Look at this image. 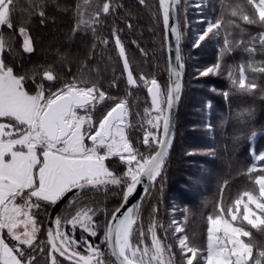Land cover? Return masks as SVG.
Wrapping results in <instances>:
<instances>
[{
	"label": "snow or ice",
	"instance_id": "obj_1",
	"mask_svg": "<svg viewBox=\"0 0 264 264\" xmlns=\"http://www.w3.org/2000/svg\"><path fill=\"white\" fill-rule=\"evenodd\" d=\"M139 3L144 5L145 0H139ZM180 3L181 0H158L164 31L175 36V59L182 69L179 54L182 33L178 25H170ZM249 6L254 13L247 11ZM80 7L77 5L80 17L77 29L84 25L93 33L101 16L106 17L115 11L111 3L104 2L88 21L82 18ZM12 12L13 0H0V26L14 28ZM39 16L43 23L44 12L41 11ZM226 25L239 29L241 34L245 31L244 25L264 27V0H246V4H225L221 0L220 15L207 22V28L194 45L199 46L209 34L219 40L223 28L221 55L200 75H221L224 55L236 47H243L249 56L247 63L228 66L225 70L233 88L252 93L257 83L255 76L249 79L248 72L264 74V61L257 64L254 60L257 42L259 52L264 53V31L251 36L247 42L241 39L233 43ZM128 27L132 25L128 24ZM18 31L24 37L23 51L32 53L33 40L28 29L20 26ZM112 36L123 61L127 84L136 87L137 79L117 29H113ZM6 43L0 34V264H34L29 250L36 247L40 231L36 216L42 204L56 205L69 194L78 199L87 190H99L109 185L124 189L123 203L106 221L100 244L94 245L89 239L98 234L94 220L96 209L81 208L64 221L57 216L53 221L55 227L47 230L50 264H61L58 257L68 264H104L101 245L107 246L115 264H177L173 246H166L157 234V228L163 226L153 220L148 227L151 243H145V233L138 222V205L125 206L139 185L145 181L154 183L162 175L172 143L171 113L179 99L180 71H175L176 80L172 81L173 86L168 88L166 97L156 79L149 81L144 76L139 77L151 98V109L144 110L148 127L143 129L142 143L150 152L154 148L155 151L146 155L134 147L129 137L132 124L128 119L127 99L116 101L96 84H83L75 77L56 87L58 77L51 68L42 74L35 69L31 75H21L5 62ZM102 43L107 45L108 40ZM47 82L53 83L45 87ZM112 86L116 87L115 81ZM222 94L225 99L229 96V92ZM109 100L116 102L99 119H94L97 106ZM111 157H118L126 165L122 177L110 171L105 163ZM256 159L264 161V154ZM245 175L247 184L234 194L228 182L220 187L214 213L207 216L206 244L203 247L191 245L188 236L183 235L182 223L172 220L170 228L179 250L180 264H264V239H258L264 238V168L253 165L248 167ZM226 192L229 193L227 200ZM66 225L71 226L70 230L65 228ZM78 228L79 239L76 238ZM138 229L140 240L134 244L133 236ZM81 248L84 252L79 250ZM39 250L44 252L45 248Z\"/></svg>",
	"mask_w": 264,
	"mask_h": 264
},
{
	"label": "trees",
	"instance_id": "obj_2",
	"mask_svg": "<svg viewBox=\"0 0 264 264\" xmlns=\"http://www.w3.org/2000/svg\"><path fill=\"white\" fill-rule=\"evenodd\" d=\"M104 2L111 3L115 11L106 17L101 16L100 22L94 25L95 32L84 25L77 29L80 18L77 5L81 6L79 12L82 18L91 21ZM223 2L246 4V0ZM220 5L221 0H200L201 14H196L189 0H181L177 7L182 33L180 53L183 94L174 143L162 175L148 187L137 204L138 222L145 233V243H151L148 227L155 220L158 226H163L157 228L158 236L166 246L172 245L173 251L177 253V264H180V257L170 228L172 220L176 218L182 223L183 234L188 236L191 245L203 247L206 244L207 216L214 213L220 187L228 182L234 194L247 184L245 174L248 167L255 165L258 169L264 168V161L256 159L264 152V74L248 72L249 79L255 76L257 83L252 93L233 88L225 69L247 63L249 59L243 47H236L224 55L221 75H200L201 71L218 61L224 29H221L219 40L209 34L204 41L199 42V46H194V33L196 29L203 33L207 18L214 21L220 15ZM41 11L45 14L43 23L39 16ZM247 11L254 13L250 6ZM199 15L203 17L200 23L196 20ZM11 19L13 29L0 26V34L7 42L4 56L9 66H13L21 75H31L35 69H39L42 74L51 68L58 77L56 87L75 77L83 84H96L115 97L116 101L127 99L130 112L128 119L132 124L128 131L134 147L146 155L155 151L154 148L150 152L142 143L144 110L151 109V105L147 89L139 77L144 76L149 81L156 79L166 96L168 64L158 0H145L144 5L139 0H87V3L85 0H13ZM128 24L132 27L129 28ZM20 26L26 27L32 37V53L23 51L24 37L19 34ZM227 27L229 39L233 43L241 39L247 42L251 36L264 31L260 25H244L242 34L239 29ZM113 29L118 30L125 47L129 65L137 79L136 87L127 84L123 61L112 36ZM103 40H108V44L104 45ZM256 47L258 51L254 60L258 64L264 61V53L259 52L258 42ZM114 81L116 87L112 86ZM49 83L53 82H47L45 87ZM223 92H229L227 99ZM116 101L109 100L98 105L93 118L99 119ZM105 163L117 176L122 177L126 171V165L118 157H111ZM123 192L122 187L109 185L99 190H87L78 199H73L72 195L55 217L62 218L78 208L96 209L94 220L98 225V234L90 237V240L97 243L110 214L121 203ZM228 195L226 192V200ZM42 206L44 209L36 216L40 226L36 247L29 250V254L34 257L36 264H49L46 219L51 206ZM139 240L138 229L134 233L133 243L138 244ZM41 247L45 248L44 252L39 250ZM102 251L104 264H115L106 245H103ZM58 259L61 264H68L63 258Z\"/></svg>",
	"mask_w": 264,
	"mask_h": 264
},
{
	"label": "water",
	"instance_id": "obj_3",
	"mask_svg": "<svg viewBox=\"0 0 264 264\" xmlns=\"http://www.w3.org/2000/svg\"><path fill=\"white\" fill-rule=\"evenodd\" d=\"M170 25H178V27H179L177 7L175 8L172 19L170 20ZM164 34H165L166 54H167V64H168V88L173 86L172 81L176 80L175 71L176 70L180 71V77H179L180 94H179V99L176 100V102L172 108V113H171L172 114V135H171L172 143H171L170 147L168 148V154L165 158V164H164V167H165V165L168 162V159H169L172 147H173V143H174L176 121H177V117H178L179 107L181 104V97L183 94V68L179 69V64L175 59V55L177 52V45H176L175 36L170 32L166 34L165 31H164ZM180 49H181V45L179 43V54L181 56ZM180 63H182V59H181ZM168 88H167V90H168ZM148 97H149V101H150V105H151V98H150L149 94H148ZM152 154H154V152ZM164 167H163V169H164ZM151 184L152 183L145 181L143 184L139 185L136 192L131 197H129L128 204L125 207H131L133 205H137L140 197L148 189V187ZM72 195L73 194H69L63 200L58 202L56 205L51 206V208L48 212V215H47V219H46V231L48 230L49 227H53V221H54L56 213L63 207V205L67 202V200ZM121 203H123V199H122ZM121 203L117 207H119L121 205ZM112 258L115 262V258L114 257H112ZM49 264H50V259H49Z\"/></svg>",
	"mask_w": 264,
	"mask_h": 264
},
{
	"label": "rangeland",
	"instance_id": "obj_4",
	"mask_svg": "<svg viewBox=\"0 0 264 264\" xmlns=\"http://www.w3.org/2000/svg\"><path fill=\"white\" fill-rule=\"evenodd\" d=\"M190 2H191V6H193L194 8H195V12H196V14H201L200 13V0H189ZM196 20H197V22H202V20H203V17H201L200 15L199 16H197V18H196ZM210 19L209 18H207V22L209 21ZM205 28H207V23H206V25H205ZM202 34V31H200V30H198V29H196L195 30V33H194V38H195V41H194V43H196L197 42V39H198V36L199 35H201ZM154 115V114H153ZM147 124H146V122H145V126H146ZM148 126V125H147ZM262 154H264V152L262 153ZM261 154V155H262ZM44 209V207L41 205V208L39 209V211H42ZM79 209H81V208H78V209H76V210H74V211H71L70 213H68V215L66 214L64 217H62V221H64V220H67V219H70L71 218V216L72 215H74L75 214V212L77 211V210H79ZM175 220H177L176 218H174ZM55 227V225H54V223H53V228ZM65 228L67 229V230H70V228H71V226L70 225H66L65 226ZM22 230V229H21ZM62 230H64V229H62ZM80 230H79V228L77 229V232H76V238L77 239H79V237H80ZM86 235V234H85ZM184 235V234H183ZM103 238V235H102V237H101V239ZM90 239V238H89ZM101 239H100V241H101ZM100 241L99 242H97V243H94V242H92L91 240H90V242L92 243V244H94V245H96V244H100ZM81 252H84V250L81 248V249H79ZM101 250H103V245H101ZM84 254H87V253H84ZM34 264H36L35 262H34Z\"/></svg>",
	"mask_w": 264,
	"mask_h": 264
},
{
	"label": "built area",
	"instance_id": "obj_5",
	"mask_svg": "<svg viewBox=\"0 0 264 264\" xmlns=\"http://www.w3.org/2000/svg\"><path fill=\"white\" fill-rule=\"evenodd\" d=\"M154 114V113H153ZM148 126L146 125L145 128H147ZM144 135V134H143Z\"/></svg>",
	"mask_w": 264,
	"mask_h": 264
}]
</instances>
